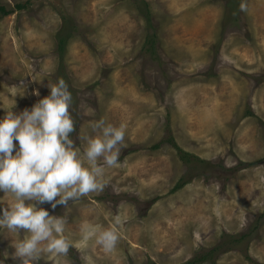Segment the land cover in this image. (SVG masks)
I'll return each instance as SVG.
<instances>
[{
	"label": "rangeland",
	"instance_id": "rangeland-1",
	"mask_svg": "<svg viewBox=\"0 0 264 264\" xmlns=\"http://www.w3.org/2000/svg\"><path fill=\"white\" fill-rule=\"evenodd\" d=\"M0 7L8 12L0 11V116L30 108L62 77L74 147L82 152L101 118L125 126L102 189L67 206L38 205L65 217L70 247L36 264H188L216 247L214 264H264V0H0ZM59 34L68 38L63 55ZM174 144L204 163L183 162ZM181 179L187 183L172 192ZM82 222L115 227L114 249L82 239ZM225 236L240 241L230 249ZM11 240L0 232V259L19 264Z\"/></svg>",
	"mask_w": 264,
	"mask_h": 264
},
{
	"label": "clouds",
	"instance_id": "clouds-1",
	"mask_svg": "<svg viewBox=\"0 0 264 264\" xmlns=\"http://www.w3.org/2000/svg\"><path fill=\"white\" fill-rule=\"evenodd\" d=\"M47 87L49 94L30 108L18 113L10 109L0 116V200L7 202L6 207L0 205V232L12 234L11 256L19 264H36L43 255L67 253L65 217L50 215L38 205L67 206L69 200L102 189L105 166L118 164L125 135L124 124L114 126L101 118L93 125L96 134L84 137L81 152L69 135L75 126L65 80L58 77ZM120 222L118 214L113 217L115 225ZM21 229L23 236L16 238ZM80 231L82 239L94 236L105 252L113 250L118 240L115 227L99 229L82 222ZM0 264L5 260L0 259Z\"/></svg>",
	"mask_w": 264,
	"mask_h": 264
},
{
	"label": "trees",
	"instance_id": "trees-1",
	"mask_svg": "<svg viewBox=\"0 0 264 264\" xmlns=\"http://www.w3.org/2000/svg\"><path fill=\"white\" fill-rule=\"evenodd\" d=\"M0 11L3 14H8V12L3 7H0ZM58 40H59L58 41V43H59L58 44V51H59V53L61 55H63L64 52H65V49H66V44H67L68 38H67V36L60 35V37L58 38ZM151 45H152V42H151ZM152 48H153V45H152V47L150 49L152 50ZM173 146L176 149H178V147L175 144ZM157 147H159V146L156 145L154 148H157ZM178 153H179L180 159L183 162L187 163V164L192 163V160L197 161V162L204 163V161H202L200 158H198V157H196V156H194V155H192L190 153H187V152L183 151L182 149H178ZM182 180L183 179H181L175 185V187L172 189V192H176L177 190H179L181 187H183L187 183V182H184ZM245 238H247V235L246 234L240 236V240L241 239H245ZM240 240L239 239H235L234 237H231V236H225V239L223 241V245H226V246H229L230 245L229 247L231 249V247H234L236 244H238L237 242L240 241ZM220 250H221V248L216 247V248L210 249V250H208L206 252H203V254H201L200 256H197L196 258H194L188 264H202L205 261H213V264H214V259H216L217 255L220 254Z\"/></svg>",
	"mask_w": 264,
	"mask_h": 264
}]
</instances>
